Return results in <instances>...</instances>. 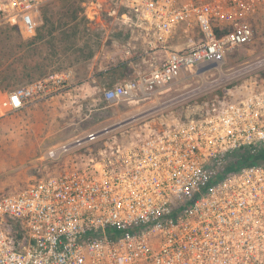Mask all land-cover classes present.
Instances as JSON below:
<instances>
[{"label":"built area","instance_id":"2783aa9c","mask_svg":"<svg viewBox=\"0 0 264 264\" xmlns=\"http://www.w3.org/2000/svg\"><path fill=\"white\" fill-rule=\"evenodd\" d=\"M50 1L0 0V27L34 36ZM93 11L143 37L142 50L122 55L145 70L104 89L119 104L185 71L221 69L227 51L254 39L264 0H96ZM72 79L71 70L49 73L7 92L0 119L53 101ZM231 94L1 197L0 264H264V85ZM111 131L54 145L44 158L57 161Z\"/></svg>","mask_w":264,"mask_h":264},{"label":"rangeland","instance_id":"374dc122","mask_svg":"<svg viewBox=\"0 0 264 264\" xmlns=\"http://www.w3.org/2000/svg\"><path fill=\"white\" fill-rule=\"evenodd\" d=\"M95 3L96 0H51L43 5L37 31L50 30L53 34L24 50L21 39L29 40L37 31L29 37L18 28L0 27V74L9 78L5 84L9 83L11 91L28 83L12 76V69L22 65V56L41 64L42 77L68 70H73L78 80L94 76L100 72L103 56L109 60L103 69L114 67L112 75L101 76L104 81L98 88L91 83L78 84L49 103L0 119V198L63 173L66 165L79 157L100 156L116 139H141L175 125L186 118L194 104L230 93L234 96L256 83L264 85L261 15L253 23L252 42L227 51L221 69L203 77L185 71L164 90L140 92L132 101L110 104L104 98V89L134 79L145 70L142 63H134V67L122 65L123 51L138 52L144 41L139 31L114 25L107 13H94ZM4 95L0 93V98ZM119 124L123 125L57 161L44 158L54 145Z\"/></svg>","mask_w":264,"mask_h":264},{"label":"trees","instance_id":"16d2710c","mask_svg":"<svg viewBox=\"0 0 264 264\" xmlns=\"http://www.w3.org/2000/svg\"><path fill=\"white\" fill-rule=\"evenodd\" d=\"M10 27V26H9ZM12 29L17 28V27H10ZM52 31H42V29H40V31H37V35L32 37L29 40H23L21 39L20 41V46L24 49H27L31 46H33L34 44L38 43V42H43L49 39V37L52 35ZM22 50V51H23ZM23 58V62L22 65H18L15 66V68H13V75H17V79L20 80V82H31L33 80L39 79L44 75V70L41 67V64L35 63L34 60L29 61V60H24V56H22ZM48 56H46L43 60L47 59ZM10 71V70H9ZM8 71H6L7 73ZM9 80V78L5 75L3 76V74H0V93H7L9 90V83L5 84L7 81Z\"/></svg>","mask_w":264,"mask_h":264},{"label":"crops","instance_id":"0c3cea01","mask_svg":"<svg viewBox=\"0 0 264 264\" xmlns=\"http://www.w3.org/2000/svg\"><path fill=\"white\" fill-rule=\"evenodd\" d=\"M108 62H109L108 57H105V56L101 57L100 64H99L100 72L96 73L94 76H89L88 78H84V79H80V80L77 79L76 73L73 70H71L73 72V79H72L70 88H72V87H74L75 85H78V84L79 85H84V84L86 85L87 83L88 84L89 83L94 84L95 88H98V87L102 86L104 80H102L101 76L102 75L110 76V75L113 74L114 67H111V68H108V69H103ZM124 64L125 65L127 64L126 66H128V67H134V65L130 64V63H126V62L122 63V65H124Z\"/></svg>","mask_w":264,"mask_h":264},{"label":"water","instance_id":"95a60500","mask_svg":"<svg viewBox=\"0 0 264 264\" xmlns=\"http://www.w3.org/2000/svg\"><path fill=\"white\" fill-rule=\"evenodd\" d=\"M123 124H124V123H123ZM123 124H119V125H116V126H114V127H111L110 130H113V129H115V128H117V127L123 125Z\"/></svg>","mask_w":264,"mask_h":264}]
</instances>
